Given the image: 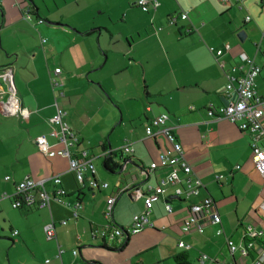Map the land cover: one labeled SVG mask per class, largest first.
Returning <instances> with one entry per match:
<instances>
[{"label": "crops", "instance_id": "obj_1", "mask_svg": "<svg viewBox=\"0 0 264 264\" xmlns=\"http://www.w3.org/2000/svg\"><path fill=\"white\" fill-rule=\"evenodd\" d=\"M114 1L0 0V70L13 67V88L30 112L27 118L9 113L0 96V240H11L9 247L21 246L25 253L22 260L10 256L9 264H177L175 257L183 252L190 264H202L203 254L209 256L206 264L264 262V235L253 240L246 257L230 249L247 243L250 225L264 230V178L253 161L252 137L208 113L229 100L228 76L242 53L261 66L256 84L264 96V0H159L149 12L137 0ZM115 5L130 26L129 51L106 47L111 45L106 33L112 38ZM28 10L30 19L25 18ZM184 11L189 18L168 24L170 15ZM240 31L246 32L244 40ZM211 46L223 48L219 60ZM111 52L117 56L111 58ZM56 68L62 70L60 86L52 82ZM129 70L127 107L117 104L121 95L109 78ZM57 108L66 112L65 120L80 137L73 151L86 149L93 157L96 171H87L84 181L69 170L67 157L48 156L37 144V137L45 135L51 149L64 147L51 133ZM163 113L205 183L192 200L212 197L222 223L207 224L203 233H182L190 201L178 198L176 185H169L154 204L153 227L122 240L95 236L98 230L129 227L145 208L144 196L133 189L146 191L168 175V169L144 173L161 152L174 153L163 133H146L151 119ZM126 144L132 153L123 150ZM112 152L121 166L115 172L104 166ZM55 175L66 191L62 200L53 198L43 209L13 207L20 181L45 179L54 194ZM110 198L115 203L108 218ZM53 222L56 232L50 237L46 228ZM180 240L189 247H180Z\"/></svg>", "mask_w": 264, "mask_h": 264}, {"label": "built area", "instance_id": "obj_2", "mask_svg": "<svg viewBox=\"0 0 264 264\" xmlns=\"http://www.w3.org/2000/svg\"><path fill=\"white\" fill-rule=\"evenodd\" d=\"M137 4L144 11L149 12L150 9H156L160 5V2L159 0H137ZM32 17L30 10H28L25 18L30 19ZM187 18H189V13L184 11L178 15H170L167 22L169 25H174L179 19L185 20ZM39 21L43 22L44 20L39 19ZM43 41L45 42L46 39H43ZM210 50L216 54L218 60L224 52L223 48H216L214 46H211ZM238 62V64H234L231 67L232 74L228 76L229 81L226 86V91L230 96L229 100L226 104L216 109H209L208 113L215 118L224 117L230 120L242 131L248 132L251 135L253 161L264 178V96L259 94L256 84V78L261 73V66L246 53L239 55ZM220 64L223 66L224 62L220 61ZM61 71V68L55 69V76L52 82L56 86L62 84L57 78ZM0 75L9 83V88H6L4 83L0 84V94L7 95L6 99L1 100V105L9 113L27 118L30 113L29 109L22 105L20 98L16 95L11 85L12 70L7 68L5 72L0 71ZM0 80H2L1 77ZM65 115L66 112L64 110L57 108L56 113L51 118V123L54 126L51 133L52 135L59 136L64 147L51 149L45 135L37 137V144L48 156L61 155L67 157L69 159V170L74 172L78 180L84 181L87 171H91L92 174L96 171L93 157L86 149L77 152L73 151V149L79 146L80 137L65 120ZM168 119L169 116L167 113L155 116L147 126L146 133L150 136L163 133L171 143L174 153L161 152L159 159L152 161L149 168L144 169V173H150L159 169H168V175L157 185L149 184L146 191L140 187H135L136 190L133 189L134 194L144 196L145 208L141 213L134 216L133 222L129 227L123 228L115 226L111 230H103L101 232L98 230L94 232L95 236L100 235L106 237L109 235L110 238H119V240H122L127 235L136 234L146 227H153L154 222L150 218V215L153 211L154 204L169 185H176L175 194L178 198L190 201L188 216L181 222L180 228L182 233L188 234L193 231L203 233L207 224L220 225L222 223L221 214L217 210L212 197H206L199 201L192 200L201 194L205 183L195 174L193 166L188 161L181 143L176 138L174 129L167 125ZM123 150L127 153H132L134 149L130 144H126ZM218 177L222 176L220 175ZM52 179L57 186L54 194H51L46 189L45 179L34 180L27 177L20 181L17 184V190L14 194L13 207L21 208L26 206L29 208L43 209L50 207L53 198L62 200L63 196L66 195V191L62 186L60 175H55ZM90 183L92 186L97 185L96 180L91 179ZM104 185L106 186V184ZM127 189L128 191L130 190V188ZM114 203L115 198H110L106 213L108 218L112 217ZM75 207L77 208L78 206ZM166 210L168 212L173 211L170 203L166 204ZM260 210L264 214V199L260 204ZM62 223L65 224L66 221ZM46 229L50 237L55 236L56 225L54 222L47 226ZM222 232L223 229L221 227L217 229L218 234ZM262 235H264V230H257L253 225H250L245 233L247 243L241 247L235 244L230 245L231 252L234 253L239 250L242 256H248L254 244L253 240ZM178 245L182 248L189 247V244L184 240H180ZM73 254L77 255L78 250H74ZM208 259L209 256L203 254L201 256V263L206 264ZM258 264H264V262L259 261Z\"/></svg>", "mask_w": 264, "mask_h": 264}, {"label": "rangeland", "instance_id": "obj_3", "mask_svg": "<svg viewBox=\"0 0 264 264\" xmlns=\"http://www.w3.org/2000/svg\"><path fill=\"white\" fill-rule=\"evenodd\" d=\"M114 4H118V1L115 0ZM115 7L117 8V10H113L114 12V18L115 20L113 21V23L111 24V33H112V38L110 37L109 33H106V37L109 39L111 45L110 46H106L109 48H111L114 51H129L130 49L128 48V44L126 41V33L127 30H129L130 26L127 23L126 19H124V11L119 9L117 7V5H115ZM141 8V7H139ZM129 39H131V37H129ZM106 45V44H105ZM124 48V50H123ZM111 58L117 56L115 53L111 52ZM124 55V54H123ZM125 56V55H124ZM106 57V55H105ZM106 72H110L108 71V69H105ZM132 78L131 77V71H126L123 74H118L115 76H111L109 78V82L110 85L112 87H115L118 92L120 93V97H117V104L121 105V103L127 107L129 106V101L127 100V98L124 96V93L127 90V85H128V81L129 79ZM117 106V105H116ZM117 114V113H115ZM121 115V113H120ZM101 168V166H100ZM110 178V177H108ZM105 182H101V188H103L102 190H104L105 188L102 186ZM100 192L97 191V194H99ZM11 238V236H9ZM16 238V239H15ZM13 239H15L16 243H21V240L19 237H17L16 235L13 236ZM8 243H12L11 240H0V259L2 264H9V260H10V256L12 258H17L19 260H22L25 258V253L23 251V248L21 246H8Z\"/></svg>", "mask_w": 264, "mask_h": 264}, {"label": "trees", "instance_id": "obj_4", "mask_svg": "<svg viewBox=\"0 0 264 264\" xmlns=\"http://www.w3.org/2000/svg\"><path fill=\"white\" fill-rule=\"evenodd\" d=\"M104 164H105L104 165L105 168L111 172H115L117 169L121 167L117 162L113 160V152L110 155H108V157L104 161ZM175 260L177 264H190V257L188 253L185 252L176 255Z\"/></svg>", "mask_w": 264, "mask_h": 264}, {"label": "water", "instance_id": "obj_5", "mask_svg": "<svg viewBox=\"0 0 264 264\" xmlns=\"http://www.w3.org/2000/svg\"><path fill=\"white\" fill-rule=\"evenodd\" d=\"M238 36H239L242 40H244V39L246 38V32H245V31H240V32L238 33ZM7 68H10V69L12 70L11 85H12V87H13V86H14V69H13V67H12V66L4 67V68H2L0 71H1V72H5ZM0 77L2 78V80H0V84H3V83H4V84L6 85V87L9 88V83H8L5 79H3V76H2V75H0ZM0 96H1V98L3 99L4 95H3V94H0ZM167 201H170V199H168Z\"/></svg>", "mask_w": 264, "mask_h": 264}]
</instances>
